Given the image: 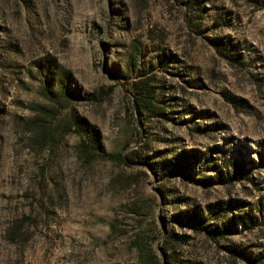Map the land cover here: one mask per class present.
<instances>
[{
	"label": "rangeland",
	"instance_id": "obj_1",
	"mask_svg": "<svg viewBox=\"0 0 264 264\" xmlns=\"http://www.w3.org/2000/svg\"><path fill=\"white\" fill-rule=\"evenodd\" d=\"M197 1L199 21L194 0H0V264H139L136 236L158 250L163 231L179 232L173 214L228 199L236 231L224 244L264 259V0ZM140 75L168 121L129 113ZM93 136L102 152L86 163L77 146ZM140 136L193 176L242 180L203 189L110 162ZM180 254L244 264L213 242Z\"/></svg>",
	"mask_w": 264,
	"mask_h": 264
},
{
	"label": "trees",
	"instance_id": "obj_2",
	"mask_svg": "<svg viewBox=\"0 0 264 264\" xmlns=\"http://www.w3.org/2000/svg\"><path fill=\"white\" fill-rule=\"evenodd\" d=\"M191 1V0H190ZM189 9H193L198 21L201 20L204 8L197 0L186 3ZM222 46L218 47L219 53L224 57H229L231 60L233 55L231 54V46L229 44L222 43ZM171 59V56H169ZM153 77L140 75L135 81L131 82L127 88V91L131 95V99L127 102V108L129 113L131 112L136 120L142 121L144 118H154L157 120H169V113L166 108L156 101L157 88L152 85ZM47 129V128H46ZM48 130L44 132V137H47ZM38 143H46L53 141L54 138H36ZM79 156L89 163L96 159L98 155L96 151L102 152L98 147V138L96 136L88 138H80L77 146ZM170 152H156L151 150L150 140L147 137L138 138L137 147L124 153H113L107 155L110 162L115 166L122 169H148L157 179L162 177H173L181 182L195 183L206 189L212 186L213 183L225 186L231 179L240 178V173L243 170L234 169L231 172L225 171L222 174L217 170V177L214 181L208 179L203 174L204 170L202 166L196 172V175H192L188 170V164L186 159L179 155L169 157ZM185 156L186 153H184ZM206 153L192 152V159L204 160ZM163 157L165 159L161 160ZM212 155L207 156V162L212 161ZM250 164L256 166L253 161ZM244 169V166H243ZM161 175V176H160ZM247 180L253 182L252 175L245 176ZM162 193V192H160ZM163 195V193H162ZM165 198V195H163ZM183 205V200H178ZM257 204H260L259 202ZM185 205V204H184ZM235 203L228 199L226 201L218 200L210 205H205L203 211L198 208L190 210L186 209L184 212H178L170 217V223L176 225L179 232L163 231L160 238V247L156 250L154 243L150 237L136 238L133 241L136 258L139 264H199L196 260L191 258H182L180 249L186 247L191 241L197 240L200 242H213L215 244H222V248L229 253V255L235 260H239L244 264H264V259L259 257L256 259L253 255L247 254L244 251L239 250L233 245H225L230 241L231 237L236 231V217L235 215ZM258 206V205H257ZM258 206L257 211L259 216L263 215L264 207ZM141 206H135L132 209V214L136 216H142L140 214ZM263 217V216H262ZM264 218V217H263ZM245 225V224H244ZM113 225L111 230L113 231ZM245 226L243 227V229ZM190 233V234H188Z\"/></svg>",
	"mask_w": 264,
	"mask_h": 264
}]
</instances>
